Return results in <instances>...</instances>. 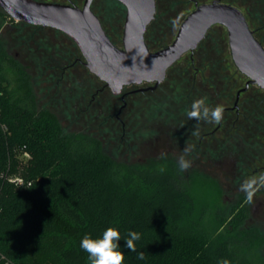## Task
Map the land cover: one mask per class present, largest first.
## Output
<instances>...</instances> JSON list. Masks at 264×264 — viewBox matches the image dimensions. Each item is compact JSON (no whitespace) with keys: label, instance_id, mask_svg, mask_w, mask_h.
<instances>
[{"label":"trees","instance_id":"obj_1","mask_svg":"<svg viewBox=\"0 0 264 264\" xmlns=\"http://www.w3.org/2000/svg\"><path fill=\"white\" fill-rule=\"evenodd\" d=\"M195 189L174 163L128 166L96 138L67 134L0 42V264H89L80 241L109 227L121 233L124 264H264L246 195L226 209L203 205ZM129 231L141 233L135 252Z\"/></svg>","mask_w":264,"mask_h":264},{"label":"flooded vegetation","instance_id":"obj_2","mask_svg":"<svg viewBox=\"0 0 264 264\" xmlns=\"http://www.w3.org/2000/svg\"><path fill=\"white\" fill-rule=\"evenodd\" d=\"M166 1L169 3V8L158 11V0H156L155 18L144 35L145 43L151 52L167 47L176 39L182 23L178 29L173 30L171 24L173 15L171 16L169 12L178 10L173 8L177 5L190 4L194 5L196 10L202 4L218 0L207 3H200L201 0ZM219 1L239 9L255 38L264 46V10H262L264 2L261 0ZM50 3L83 9L86 0ZM121 4L118 0H92L90 7L99 18L107 36L119 48H123L127 12L125 6ZM26 25L32 29H51L61 32L43 26ZM217 27L222 30L216 29ZM112 31L114 35H111ZM51 65H56L63 71L64 76L67 74L72 80L78 81V86L82 89H77V93H90L92 104H96L100 96L105 97V93H109L113 99L102 104V111L107 114L109 124L114 127L116 134H121L120 138L124 142L125 135H128L131 140L134 137L137 139L139 118L144 117L149 123L160 124L163 128L161 134L174 141L181 155L185 148H190L186 155L208 153L211 160L215 161L217 147L222 150L225 148L228 152L225 158L234 162L240 161L244 167H248L249 164L245 165L248 157L247 145H264V90L255 84H248L249 79L236 67L231 54L228 31L223 25H214L195 50L183 54L167 70L165 79L159 84L157 82L133 83L124 86L118 93L113 92L106 82L88 69L86 60L77 45L75 50L67 48L55 52L51 56ZM78 67H82L83 71L78 72ZM231 69L232 73H230ZM200 99H204L206 106L210 109L216 106L223 108L219 123L209 122L210 117L209 120L199 121L188 117L187 113L191 110V105ZM260 151L261 153L256 155L257 160L264 159L263 147ZM170 159L172 160L168 163H174L179 167L177 159L171 157ZM257 172H264V165ZM259 186L261 184H258V188Z\"/></svg>","mask_w":264,"mask_h":264},{"label":"rangeland","instance_id":"obj_3","mask_svg":"<svg viewBox=\"0 0 264 264\" xmlns=\"http://www.w3.org/2000/svg\"><path fill=\"white\" fill-rule=\"evenodd\" d=\"M44 1L66 3V0ZM203 2L207 3L211 0H201L200 3ZM157 3L158 11L169 8L166 0H158ZM173 9H178L176 12H169L171 16L173 15L171 24L175 30L194 10V5H177ZM216 29L222 30L218 27ZM113 32L111 35H114ZM0 42L30 74L38 108L52 112L67 134H84L99 140L105 153L119 163L160 169L165 168L172 160L170 157L179 161L183 156L191 162L190 167L183 173L195 181L194 192L201 203L207 206L217 203L226 209L235 206L241 195H246L240 190V185L244 181L252 178L259 180V177L264 175V172H257L264 165V159H256V155L261 153L260 148L264 149V145H247L248 157L245 165L249 164L248 167H244L240 161L234 162L225 158L228 153L225 148L222 150L217 147L215 161L211 160L208 153L192 156L186 155L184 149L181 155L174 141L161 134L163 128L160 124L149 123L144 117L139 118L137 139L134 137L131 140L125 135V142L121 140V134H116L114 127L108 122L109 117L102 111V104L113 99L109 93H105V97L100 96L96 104H92L90 93H77V89H82L79 88L78 81L72 80L67 74L64 76L63 71L56 65H51V56L55 52L67 48L76 49L75 43L66 34L51 29H32L26 24H18L11 21L0 8ZM79 71H83V68L78 67ZM232 72L231 69L230 73ZM11 176L15 179L19 175L15 171ZM255 187L247 226L256 227L264 233V184L259 188L258 185ZM259 255L264 257V244L259 250Z\"/></svg>","mask_w":264,"mask_h":264},{"label":"water","instance_id":"obj_4","mask_svg":"<svg viewBox=\"0 0 264 264\" xmlns=\"http://www.w3.org/2000/svg\"><path fill=\"white\" fill-rule=\"evenodd\" d=\"M126 8L123 48L107 36L91 11L92 0L83 9L36 0H0V8L12 20L53 28L65 33L80 49L88 69L118 93L133 83L165 79L167 70L183 54L193 51L214 25L227 28L236 67L264 90V46L255 38L243 13L219 0L202 4L182 22L177 37L165 48L151 52L145 43L147 27L156 15V0H118Z\"/></svg>","mask_w":264,"mask_h":264},{"label":"clouds","instance_id":"obj_5","mask_svg":"<svg viewBox=\"0 0 264 264\" xmlns=\"http://www.w3.org/2000/svg\"><path fill=\"white\" fill-rule=\"evenodd\" d=\"M264 86V85H262ZM223 108L216 106L210 109L206 106L205 100L200 99L191 105V110L187 115L190 119L209 120V122L219 123L222 119ZM195 134V133H194ZM185 151H189L185 148ZM190 161L181 156L179 160V169L185 171L190 167ZM258 184H264V175L259 177V180L252 178L244 181L240 185V190L246 193L247 202H251L255 194ZM128 238L125 240V246L132 252L136 251V241L141 239V233L136 231H129ZM121 240V233L114 227L107 228L99 238H93L91 234H85L80 241V248L88 254L89 264H124L125 256L120 251L119 241ZM141 259L143 255L140 254ZM221 264H230L228 260H222Z\"/></svg>","mask_w":264,"mask_h":264},{"label":"built area","instance_id":"obj_6","mask_svg":"<svg viewBox=\"0 0 264 264\" xmlns=\"http://www.w3.org/2000/svg\"><path fill=\"white\" fill-rule=\"evenodd\" d=\"M20 179H18V181H19Z\"/></svg>","mask_w":264,"mask_h":264}]
</instances>
